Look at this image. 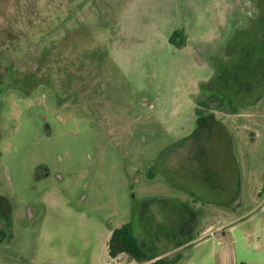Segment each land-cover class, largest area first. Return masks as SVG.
<instances>
[{"label": "rangeland", "instance_id": "rangeland-1", "mask_svg": "<svg viewBox=\"0 0 264 264\" xmlns=\"http://www.w3.org/2000/svg\"><path fill=\"white\" fill-rule=\"evenodd\" d=\"M251 2L0 0V264H151L109 255L111 230L131 222L171 259L229 215L262 224L247 222L264 183L262 87L234 109L206 100ZM248 257L262 264V245Z\"/></svg>", "mask_w": 264, "mask_h": 264}, {"label": "trees", "instance_id": "trees-1", "mask_svg": "<svg viewBox=\"0 0 264 264\" xmlns=\"http://www.w3.org/2000/svg\"><path fill=\"white\" fill-rule=\"evenodd\" d=\"M176 33H172L170 41ZM231 48V57L217 66L216 75L211 78L212 90L206 96V100L217 101L226 109H234L233 104L243 101L241 96L251 94L254 87L261 86L262 90L253 100L264 95V5L252 28L231 40ZM199 113L198 109V118ZM147 244L138 242L131 222H126L111 230L107 247L112 257L124 252L136 261L147 260L151 264H177L181 259L180 254L166 259L162 255L167 251L160 252L156 246L147 247Z\"/></svg>", "mask_w": 264, "mask_h": 264}, {"label": "crops", "instance_id": "crops-1", "mask_svg": "<svg viewBox=\"0 0 264 264\" xmlns=\"http://www.w3.org/2000/svg\"><path fill=\"white\" fill-rule=\"evenodd\" d=\"M203 172L205 176V178L201 177L203 187L209 193L211 188L215 189L211 186V178L206 176V172L211 173V171L208 170V166H204ZM197 175L196 173V179ZM235 179H233V186H230L232 191L227 194V202H231L239 196L238 181ZM219 189L225 190L222 186ZM248 200L250 209L247 211V222L258 221L261 217V225L259 222L255 225H248L246 229L237 230L235 226L237 215L235 213L234 217L229 215L228 221L214 227H207L197 234V237L189 245L191 251L186 255L183 254L177 264H253L252 258L248 257V254L261 249V245L264 250V183H258L252 188ZM227 204L229 203H225L224 206L234 207L232 204ZM230 210L234 211V209Z\"/></svg>", "mask_w": 264, "mask_h": 264}, {"label": "flooded vegetation", "instance_id": "flooded-vegetation-1", "mask_svg": "<svg viewBox=\"0 0 264 264\" xmlns=\"http://www.w3.org/2000/svg\"><path fill=\"white\" fill-rule=\"evenodd\" d=\"M252 4H255L256 5V14L254 15V19L252 20L251 18H250V20H251V22L249 21V23H248V25H244V26H242V27H240V29H235L234 31V33H233V35L230 37V39L228 40V42H227V46L225 47V50L227 51V54H228V52L230 51L228 48H230L229 46H231V40L234 38V37H236V35L237 34H239V33H241L240 31H242V32H244V31H246V29L247 28H251L253 25H254V23H255V21L257 20V18H258V15H259V13L261 12V10H262V7H263V5H264V0H252V2H251ZM241 11L243 12V10L241 9ZM246 19H247V16H246ZM218 55V54H217ZM215 60V63H219V62H222V59H220V58H216V59H214ZM208 102H210L211 103V101H208ZM198 105H201L203 108H202V110L199 108V107H197V110L199 109L200 111H201V114L199 113V118H198V114H197V110H196V121H197V126L199 125L200 127L201 126H203V124L200 122V120L203 118V117H206V118H209L210 120H211V104L209 105L207 102H203V101H200V102H198ZM206 110H208V111H204L205 109ZM204 127H206V124H205V126ZM39 169V171L38 172H40L41 171V168H38ZM45 171V170H44ZM45 173V172H44ZM38 176H39V174H37ZM37 176V177H38ZM190 210V209H189ZM200 211V213L201 214H204V212L205 211H203V210H199ZM198 222H194V220H193V225H190V227L186 230V232L184 233V235H185V237H183L182 239H179V240H176V242H177V244L180 246V245H184V244H186V243H188V242H190V236L193 234V232H194V230H195V227H196V224H197ZM189 231H190V233H189Z\"/></svg>", "mask_w": 264, "mask_h": 264}, {"label": "water", "instance_id": "water-1", "mask_svg": "<svg viewBox=\"0 0 264 264\" xmlns=\"http://www.w3.org/2000/svg\"><path fill=\"white\" fill-rule=\"evenodd\" d=\"M44 174H46V173H44Z\"/></svg>", "mask_w": 264, "mask_h": 264}]
</instances>
